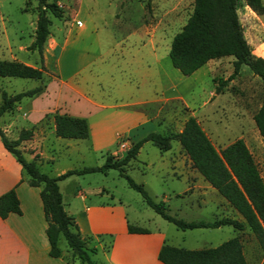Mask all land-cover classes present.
<instances>
[{
    "label": "crops",
    "instance_id": "1",
    "mask_svg": "<svg viewBox=\"0 0 264 264\" xmlns=\"http://www.w3.org/2000/svg\"><path fill=\"white\" fill-rule=\"evenodd\" d=\"M254 13L258 17L253 23L256 34L251 42L245 37L252 45V52L264 57V52L258 50V46L264 43V12ZM65 14L68 16L66 19L64 15L60 17L64 20L60 26L63 34L60 39L51 33L50 18L48 39L54 37L55 42L48 43L50 47L43 46L42 60L39 51L30 47L35 38L36 21L34 32L27 42L12 43L7 40L0 47L1 59L18 60L42 68L43 76L36 80L37 84L44 82V88L32 96H23L13 110L0 116V126L12 138L18 137L23 128L32 130L31 136L23 139L20 146L28 158L37 154L42 170L47 164L53 163L58 149L80 150L83 144L93 151L104 150V156L109 153L123 156L134 141L153 128V118L146 112L147 104L177 92L175 84L182 88L192 84L194 88L197 84L195 73L199 69L206 67L211 71V66L221 62L223 57H228L231 62L234 58L233 55L211 58L191 74L174 70L178 80L172 85L175 89L159 95V88H166L168 84L165 80L169 79L170 71V68H164L162 62L165 51H160L158 43L161 34L156 35L160 27L151 22L116 17L113 28L100 27L85 44L86 48L77 49V38L70 35V11ZM72 16L71 19L77 18ZM77 19L82 22L77 27L78 32L83 31L86 24L80 18ZM249 27V31H253L252 23ZM73 56L82 58L75 62ZM2 86L9 93L18 92ZM54 113L85 117L89 126L88 136L77 138L57 135ZM190 115L196 116L194 112ZM122 140H125V148L119 143ZM160 151L162 165L173 176L187 182L186 187L176 191L175 195L162 198L169 209L175 208L176 216L186 220L233 216L245 222L242 214L193 165L184 148L176 149L171 145ZM68 168L70 166L52 172L44 171L55 175ZM260 171L264 177L261 168ZM71 176L59 180L64 208L74 216L82 234L89 236L87 246L95 248L88 249L90 255H103L102 264H166L158 257L163 244L203 248L217 245L233 236L240 238L249 264H264V250L248 225L243 229H237L232 224L181 229L156 212V216H150V224H145L144 220L137 217L133 220L135 225L145 227L147 231H130L128 223L131 219L120 196L104 185H83L78 178ZM68 183L70 189L66 194ZM199 184L212 187L217 194H197ZM11 188L16 190L21 211H10L4 217L0 215V264H86L73 255L62 234L58 239L61 255L50 254L41 186L28 182V175L21 163L4 146L0 137V195Z\"/></svg>",
    "mask_w": 264,
    "mask_h": 264
},
{
    "label": "trees",
    "instance_id": "2",
    "mask_svg": "<svg viewBox=\"0 0 264 264\" xmlns=\"http://www.w3.org/2000/svg\"><path fill=\"white\" fill-rule=\"evenodd\" d=\"M239 0H193V8L181 28L174 33L169 57L172 64L184 74L194 70L211 58L233 55V70L225 79H220L216 92L221 90L222 83L234 78L241 66L246 64L251 71L264 82V57L252 52L247 41L238 14ZM150 0H147L148 5ZM246 3L258 12H264L262 0H246ZM62 17L63 11L57 2L38 0L35 38L30 47L36 48L42 60L44 41L50 33V17ZM6 76H20L41 79L42 68L18 60L0 58V116L14 109L17 101L23 96L39 93L44 82L26 90L9 93L1 83ZM55 132L62 137H87L89 126L87 119L66 113H54ZM255 125L264 138V99L253 113ZM32 134L30 128L21 129L18 137L8 136L0 126V137L4 146L18 159L28 175V182L41 186L44 215L47 220L46 233L50 243L49 252L53 256L61 255L58 246L62 234L73 255H77L86 264H98L92 259L88 249L89 236L82 234L73 215L64 208L59 180L73 174L92 171H105L116 168L125 177L128 185L139 191L156 212L172 221L178 228L216 227L232 224L237 229L245 225L255 234L259 246L264 250V177L260 171L249 146L243 137H238L221 148H217L195 115H189L181 130L173 134L149 131L134 141L121 157L106 154L104 162L98 165L72 167L51 175L41 169L37 154L28 158L21 148V141ZM177 137L188 153L193 165L203 177L230 204L242 214L244 221L236 217L222 216L213 220H186L169 212L168 204L163 199L153 197L143 183L137 182L126 171V164L137 156L140 146L151 140L161 150L171 147V139ZM10 211L20 212L15 188L0 195V215L6 216ZM130 231H147V228L128 223ZM158 257L166 264H249L245 258L242 242L238 236L209 247L184 248L172 244H163Z\"/></svg>",
    "mask_w": 264,
    "mask_h": 264
},
{
    "label": "rangeland",
    "instance_id": "3",
    "mask_svg": "<svg viewBox=\"0 0 264 264\" xmlns=\"http://www.w3.org/2000/svg\"><path fill=\"white\" fill-rule=\"evenodd\" d=\"M50 1L57 2L63 11L64 19L68 17L65 12L70 11L71 16L75 15L86 24V28L78 32L77 27L82 24L77 23L79 19H71V16L68 19L71 27L70 35L77 38L75 44L77 49L86 48L85 44H88L100 27L113 28L116 17L136 22L138 20L151 22L156 27H160L156 31V35L161 34V40L159 39L158 43L161 47L160 51H165L162 55L164 57L162 62L164 68L166 70L170 68V71L168 72L169 79L165 80L168 82L166 88L161 86L158 93L162 95L166 90L175 89V86L172 85L178 80L173 72L178 68L172 64L167 48H169L174 33L181 28L190 15L193 0H150L149 8L146 5L147 0ZM122 2L124 3L121 5ZM262 3L264 5V0ZM37 5L38 0H0V47L7 40L17 43L19 41L27 42L30 39L34 32ZM253 10L246 0H239V19L244 35L246 34L245 36L250 42L253 41V36L256 34L254 20L255 18L258 20L254 12L259 13ZM48 13L51 18V33L55 38L60 39L63 36L60 26L64 20ZM251 23L253 31L251 29L250 32ZM95 25L96 27H94ZM47 39L48 35L44 46L50 47ZM250 46L252 48L251 44ZM258 50L264 52V43L258 46ZM80 58L73 56L75 62ZM227 58L223 57L221 62L214 63L211 66V71L206 67L199 69L195 73L197 84L194 88L192 84H188L186 88L175 84L178 91L168 95L169 98L160 97L159 100L147 104L146 112L153 118V128L149 131H159L165 134L178 132L186 118L194 112L217 148L225 146L238 137H243L258 166L264 172V138L260 135L253 120V113L264 99V82L251 71L248 65L243 64L239 73L226 83H222L221 90L216 92V86L220 79L227 78L233 70L232 62ZM1 83L7 86L10 91L12 89L19 91L33 87L38 82L36 78L31 77L6 76L2 78ZM124 141L119 142L122 148L126 147ZM171 145L176 149L183 148L177 137L171 139ZM161 152L158 145L146 140L142 143L137 156L131 158L126 164L127 173L137 182L143 183L147 191L156 199H162L165 195H175L176 191H180L187 185L186 181L173 176L168 168L162 165L159 158ZM104 153V150L100 152L88 149L84 144L81 145L80 150L58 149L53 163L47 164L43 170L52 172L66 166L72 168L102 164L105 159ZM70 178H78L83 185L99 184L111 189L112 193L122 198L132 224H134L135 217L144 220L145 224H150V216H156L158 213L147 205L139 191L128 185L125 177L120 175L116 168L74 174ZM69 189L70 183L66 187V194ZM197 194L212 196L217 194V191L207 185L199 184ZM169 212L176 215L175 208L169 209ZM169 224L174 226L172 223ZM91 257L98 264L104 262L102 254H92Z\"/></svg>",
    "mask_w": 264,
    "mask_h": 264
},
{
    "label": "built area",
    "instance_id": "4",
    "mask_svg": "<svg viewBox=\"0 0 264 264\" xmlns=\"http://www.w3.org/2000/svg\"><path fill=\"white\" fill-rule=\"evenodd\" d=\"M77 23L78 24H81L82 22L80 21V20H77ZM55 42V38L54 37H50L49 39H48V43L49 44H53Z\"/></svg>",
    "mask_w": 264,
    "mask_h": 264
}]
</instances>
